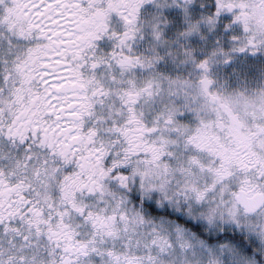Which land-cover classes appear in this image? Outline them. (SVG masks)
I'll use <instances>...</instances> for the list:
<instances>
[{
	"label": "snow or ice",
	"instance_id": "6c2138e0",
	"mask_svg": "<svg viewBox=\"0 0 264 264\" xmlns=\"http://www.w3.org/2000/svg\"><path fill=\"white\" fill-rule=\"evenodd\" d=\"M0 264H264V0H0Z\"/></svg>",
	"mask_w": 264,
	"mask_h": 264
}]
</instances>
